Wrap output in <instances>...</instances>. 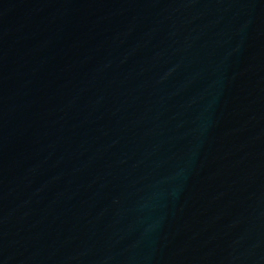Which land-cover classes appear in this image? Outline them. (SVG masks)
<instances>
[{"label":"water","instance_id":"water-1","mask_svg":"<svg viewBox=\"0 0 264 264\" xmlns=\"http://www.w3.org/2000/svg\"><path fill=\"white\" fill-rule=\"evenodd\" d=\"M0 264H264V0H0Z\"/></svg>","mask_w":264,"mask_h":264}]
</instances>
